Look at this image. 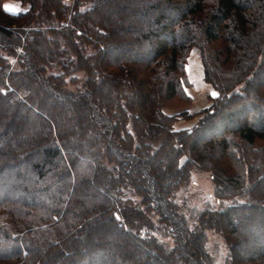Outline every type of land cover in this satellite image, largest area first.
<instances>
[{
	"label": "trees",
	"instance_id": "1",
	"mask_svg": "<svg viewBox=\"0 0 264 264\" xmlns=\"http://www.w3.org/2000/svg\"><path fill=\"white\" fill-rule=\"evenodd\" d=\"M3 1L0 264H214L211 225L225 264H264V0ZM190 52L217 95L175 130L163 108L191 101ZM183 155L219 201L248 200L189 229L172 197Z\"/></svg>",
	"mask_w": 264,
	"mask_h": 264
},
{
	"label": "rangeland",
	"instance_id": "2",
	"mask_svg": "<svg viewBox=\"0 0 264 264\" xmlns=\"http://www.w3.org/2000/svg\"><path fill=\"white\" fill-rule=\"evenodd\" d=\"M66 1L72 2L73 0ZM2 5L7 11H9V7L13 8L14 11H9L12 13L25 11L29 7L27 4H23L17 0H5ZM0 54L4 55L5 53L0 50ZM202 68V61L199 54L197 52H190L186 59V74L189 82V86H187L186 90L191 96V101L186 103L176 97L166 102L163 108L165 114L175 115L177 117L173 124L175 130L190 128L196 124L202 114L186 117L182 113L186 111L194 112L206 107L211 104L209 97H215L217 95V91L214 89L213 85L203 79ZM67 85L69 89H75L76 87V84L70 82H68ZM213 93H215V95ZM181 163L183 167L182 173L179 175L180 185L175 195L172 196L171 194V196L174 202H176L180 213L189 221V229H196L199 215L207 208L217 210L234 202H244L248 200L249 188L247 186L243 193L237 194L238 198L236 201L228 198L219 201L215 197L216 184L211 179V173L196 168L193 162L188 159L187 155L182 156ZM247 182L251 185L252 179L249 177ZM124 188V196L133 200H130L131 203L128 204L131 209L139 210L146 208L141 198L135 195L134 192L129 189V186H125ZM156 210L157 209L148 211L146 216L151 218L152 223L159 225V217L156 215V213L159 214V211L157 212ZM204 232L206 234L205 249L211 256L214 264H225L229 257V243L227 239L219 229L212 225L205 227ZM169 233L170 234H165L162 238L167 241L168 246H172L174 245V236H172L171 231Z\"/></svg>",
	"mask_w": 264,
	"mask_h": 264
},
{
	"label": "snow or ice",
	"instance_id": "3",
	"mask_svg": "<svg viewBox=\"0 0 264 264\" xmlns=\"http://www.w3.org/2000/svg\"><path fill=\"white\" fill-rule=\"evenodd\" d=\"M8 10H9V11H14V9L11 8V7H9ZM213 94L215 95V93H213Z\"/></svg>",
	"mask_w": 264,
	"mask_h": 264
}]
</instances>
